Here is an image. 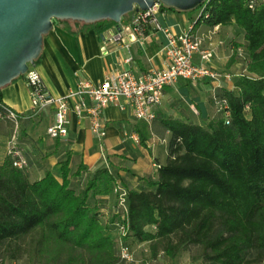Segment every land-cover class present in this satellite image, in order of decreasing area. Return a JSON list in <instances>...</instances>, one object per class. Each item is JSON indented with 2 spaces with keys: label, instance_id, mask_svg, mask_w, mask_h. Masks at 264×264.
<instances>
[{
  "label": "trees",
  "instance_id": "16d2710c",
  "mask_svg": "<svg viewBox=\"0 0 264 264\" xmlns=\"http://www.w3.org/2000/svg\"><path fill=\"white\" fill-rule=\"evenodd\" d=\"M203 8L196 25L235 23L245 33L249 75L239 77L237 93L224 91L219 98L228 103L229 123L223 116L205 125L165 121L170 158L157 180L147 181L150 190H125L127 212L116 204L114 223L127 228L119 242L90 201L122 187L110 170L96 171L80 190L71 177H81L86 167L72 175L71 153L60 162L62 182L47 173L31 183L7 161L0 166V246L9 255L0 257L130 264L121 258L120 244L133 249L149 243L152 260L161 253L175 259L197 246L193 262L264 264V3L251 8L248 0H207L196 9ZM5 108L0 91V114Z\"/></svg>",
  "mask_w": 264,
  "mask_h": 264
},
{
  "label": "crops",
  "instance_id": "0c3cea01",
  "mask_svg": "<svg viewBox=\"0 0 264 264\" xmlns=\"http://www.w3.org/2000/svg\"><path fill=\"white\" fill-rule=\"evenodd\" d=\"M201 13L202 9L196 18H192L189 13L166 8L158 18L177 35L193 28L194 34L203 41L201 51L212 53L208 66L229 75L230 79L196 83L179 80L177 85L166 89L162 104L155 110L156 118L151 123L136 120L128 107H107L104 112L107 125L104 139L92 133L87 118H78L73 113L67 137L50 138L46 131L54 122V110L51 108L35 117H22L17 125L13 120L0 119V166L9 161L7 151L16 132V145L29 163L23 172L31 183L40 181L47 173L54 174L62 182L60 162L67 153H71L72 175L81 165L86 167L81 177H71L72 184L78 185L80 190L101 169L110 170L124 190H150L147 181H156L160 166L166 165L170 158L172 133L166 128L165 121L205 125L222 119L217 99L224 91L237 93V80L240 76L249 75L244 31L235 23L196 25ZM52 25L43 38L39 61L34 67L55 97H66L76 91L82 81L99 84L109 74L121 70L140 75L167 66L161 49L166 39L155 31L147 34L143 44L111 47L105 43L109 31L105 32L99 24L59 21ZM240 50L244 51L242 55ZM194 60L200 63L201 54L197 53ZM0 91L2 101L9 109L22 116L30 114L31 95L25 76L14 79ZM73 104L71 101L70 105ZM142 137L145 144L141 143ZM90 201L93 206H98L101 219L110 226L112 239L119 242L118 224L113 220L117 204L115 195L91 197ZM143 244L146 243L136 244L133 249H139ZM147 254L150 264H181L187 260L184 252L175 259L158 256L152 260L149 248L146 258Z\"/></svg>",
  "mask_w": 264,
  "mask_h": 264
},
{
  "label": "built area",
  "instance_id": "2783aa9c",
  "mask_svg": "<svg viewBox=\"0 0 264 264\" xmlns=\"http://www.w3.org/2000/svg\"><path fill=\"white\" fill-rule=\"evenodd\" d=\"M248 1L251 8L257 2L264 3V0ZM162 6H164L163 3L158 1L147 10L137 11L134 6L129 24L124 26L120 21L121 29L113 30V33L105 39V43L111 47L122 46L127 28H129L130 34L135 37L134 43L139 44H143L151 30L160 33L166 39V44L161 48L167 64L166 68L150 70L140 75H136L130 70H121L109 74L99 84L82 81L78 84L77 90L66 97H55L48 91L38 70L34 66H29L24 76L30 88V114L22 116L7 107L4 109L5 113L0 114V119L13 120L17 125L22 117H35L43 110L51 108L54 110V122L46 131L50 138L67 137L71 124L70 116L73 113L78 118H87L92 133L100 139H104L107 129L104 112L107 107L118 106L121 109L128 107L136 120L151 123L156 118L155 110L162 104L166 89L177 85L179 80L196 83L230 79L229 75L208 66L212 53L201 51L203 41L194 34L193 28L177 35L159 21L158 16L164 10ZM203 11L204 8L201 14ZM197 53L201 54L200 63H196L194 60ZM239 53L242 55L244 51L240 50ZM71 101L74 102L72 106L70 105ZM217 103L220 113L228 124L230 112L227 101L217 99ZM16 140L17 133L15 132L9 143L7 157L13 168L23 171L28 168L29 163L23 151L16 145ZM116 192H120L119 207L127 212L126 191L118 187ZM119 231L120 237H124L127 228L121 226ZM120 245L122 260L128 261V263L134 262L129 249L123 247L122 243ZM0 264H17V262L0 257Z\"/></svg>",
  "mask_w": 264,
  "mask_h": 264
},
{
  "label": "water",
  "instance_id": "95a60500",
  "mask_svg": "<svg viewBox=\"0 0 264 264\" xmlns=\"http://www.w3.org/2000/svg\"><path fill=\"white\" fill-rule=\"evenodd\" d=\"M156 1L187 11L207 0H0V88L24 76L29 66H35L43 38L54 20L87 24L109 20L120 24L134 6L137 11L147 10ZM124 36L125 45L135 42L129 28Z\"/></svg>",
  "mask_w": 264,
  "mask_h": 264
},
{
  "label": "rangeland",
  "instance_id": "374dc122",
  "mask_svg": "<svg viewBox=\"0 0 264 264\" xmlns=\"http://www.w3.org/2000/svg\"><path fill=\"white\" fill-rule=\"evenodd\" d=\"M166 8H169L168 6H164ZM181 12H185V13H189V15L192 17V18H196L198 16V14L200 13V9H192V10H187V11H181ZM131 17H132V13H128L126 15H124L121 19L122 21V25L124 26H127L131 20ZM60 20H54L53 22L54 23H58ZM66 21V20H65ZM87 24V23H85ZM95 24H99L101 25L102 27L105 28V32L106 31H110V30H114V31H119L121 29V26L120 24H116L114 22H111L109 20H105V21H98V22H95V23H91V25H95ZM122 188V187H121ZM123 189V188H122ZM117 190V189H116ZM116 190H114V195L116 197V201L117 203L119 202V196H120V192H116ZM149 230H154L153 228H149ZM119 240H120V235H119ZM150 244L149 243H146V244H143V246H141L139 249H132V248H129V251L134 259V262H132V264H143L145 262H149L150 264V261H149V257H148V254H147V258H146V250H148ZM124 247V246H123ZM22 249H29L28 246H22ZM132 249V250H131ZM120 251H121V246H120ZM148 253V251H147ZM184 254L187 256V260L185 262H182L181 264H202V260H197L195 262L192 261V258L193 257H197L200 255V249L199 247L197 246H191L189 247L185 252ZM8 255L9 253L6 252L5 250V246H0V256L2 257H5V258H8ZM164 257L166 256L165 254L161 253L159 255V257ZM16 262H20V263H30V264H33V261L30 260L29 256L27 254H23L21 256H19L17 259H16ZM128 262V261H127ZM131 264V263H130Z\"/></svg>",
  "mask_w": 264,
  "mask_h": 264
}]
</instances>
